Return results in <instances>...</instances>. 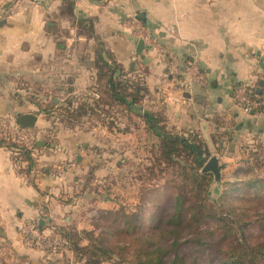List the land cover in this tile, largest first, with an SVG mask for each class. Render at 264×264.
<instances>
[{
  "label": "crops",
  "instance_id": "crops-1",
  "mask_svg": "<svg viewBox=\"0 0 264 264\" xmlns=\"http://www.w3.org/2000/svg\"><path fill=\"white\" fill-rule=\"evenodd\" d=\"M67 1L29 2L16 11L0 0V118L37 116L29 176L16 171L11 149L0 147V264H82L67 249L24 246L23 227L47 235L93 231L117 209L114 178L120 159L131 156L120 149L124 137L90 113L78 123L44 114L69 102L92 107L103 93L99 54L141 80L145 110L163 114L176 132L203 138L211 156L227 164L223 178L247 180L254 159L264 163V112L244 113L235 98L241 85L264 95V0H73V16ZM136 25L156 47H138ZM157 47L177 59L178 73L159 61Z\"/></svg>",
  "mask_w": 264,
  "mask_h": 264
},
{
  "label": "trees",
  "instance_id": "trees-1",
  "mask_svg": "<svg viewBox=\"0 0 264 264\" xmlns=\"http://www.w3.org/2000/svg\"><path fill=\"white\" fill-rule=\"evenodd\" d=\"M73 3V0L65 2L71 16ZM106 58L101 54L97 57L98 80L103 85V93L92 107L88 109L86 103H81L72 108L69 102L55 111L47 108L44 114L54 121L78 123L90 113L112 133L122 135L124 138L119 144L122 153L142 156L139 158L141 169L134 176V181L143 185L142 205L132 212H126L122 205L109 210L101 218L102 223H95L93 231L78 232L72 227L55 230L51 236L62 239L60 251H71L82 264H264V240L246 234L252 221L264 234V210L256 209L259 219L245 221L244 215L249 214L244 211L247 205L235 204L229 209L224 206L225 197L229 196L252 202L261 197L264 188L258 189L264 185V180L254 175L264 165L263 161L254 159L255 168L248 174L250 179L230 181L221 199L212 202L209 190L213 176L201 173L211 156L203 138L176 132L167 126L163 114L145 110L146 90L141 80L129 76V71L110 54ZM247 93L252 99L264 100V95L257 94L253 88H248ZM252 112H264V107ZM0 147L10 148L14 162L23 165L22 172L30 175L35 166L36 144L28 148L0 137ZM132 163L130 158L122 157L119 167L123 171ZM164 175H171L173 179L166 180L171 188L165 195L167 199L161 202L160 188H148L147 182ZM238 189H251L250 194L254 196H231L230 192ZM148 192L156 196L150 206L146 204ZM149 209L152 210L145 217ZM145 221L151 223L149 231L140 228ZM100 227L105 228L98 231ZM83 241L87 244L83 245Z\"/></svg>",
  "mask_w": 264,
  "mask_h": 264
},
{
  "label": "rangeland",
  "instance_id": "rangeland-1",
  "mask_svg": "<svg viewBox=\"0 0 264 264\" xmlns=\"http://www.w3.org/2000/svg\"><path fill=\"white\" fill-rule=\"evenodd\" d=\"M140 153V152H139ZM131 159V161L133 162L131 165H126L121 171L120 176H117V187L114 189V195L116 196V202L115 204L118 205L116 208L118 209V207L120 205L125 207L126 212H132L133 210H137L138 207L140 205H142L141 203V199H140V195H141V190H142V186L140 183L134 181V176H136V174H138V171H140V162L141 160L139 158H142V156L140 154H137V157L135 156H130L129 157ZM264 171V170H263ZM256 178L260 179V180H264V172H257L254 175ZM251 176L248 177L247 180L250 179ZM172 176L171 175H164L161 176L160 178L156 179V180H152L150 182H147L148 188H160L161 191V195L158 196V198H161V202H163L165 199V195L170 191L169 189L171 188L170 184L166 182V180L171 179ZM173 179V178H172ZM236 180L234 176L232 175H225L224 178H222V184L221 186H215L213 188V191L215 192L212 197H211V201H219L221 199V197L223 196L224 190L227 189V183H229L230 181ZM238 182V181H235ZM167 184V187L164 185ZM248 188V187H246ZM245 188V189H246ZM262 188H264V185L259 187L258 190H261ZM252 189V188H251ZM251 189H248L247 191H244V189H238V190H234L231 193L232 195H239L241 197L245 196V195H249L250 193H253ZM249 192V193H247ZM262 195L259 199L254 200V202H252L251 200H240L238 197L237 198H230L229 197H225V202L226 204L224 205L226 209H229L231 206L233 205H241V204H245L247 205V207H244V211L248 212L249 214L244 215V220L245 221H250V220H256L259 219L258 215H256V209H258V212H262L264 210V190H262ZM251 196H254L253 194H250ZM147 197H149V199H146V204L148 206H150V204L152 205V201H155V195L153 194H149V192L146 195ZM253 198V197H252ZM152 209H149L146 213H145V217L149 216V212ZM264 221V220H263ZM98 222L102 223V219H99ZM95 224V223H94ZM252 221L250 222V224L248 225V228H246V234L248 236H252L254 238H257L259 240H264V234L262 233V231L259 228V225L255 224ZM85 227V226H84ZM151 227V223H148L147 221H145V225L140 227L143 231H149ZM105 227H100L98 228V231L104 229ZM111 242H114V239H110ZM110 242V243H111ZM113 244V243H112ZM187 246H185L183 249L185 250Z\"/></svg>",
  "mask_w": 264,
  "mask_h": 264
},
{
  "label": "built area",
  "instance_id": "built-area-1",
  "mask_svg": "<svg viewBox=\"0 0 264 264\" xmlns=\"http://www.w3.org/2000/svg\"><path fill=\"white\" fill-rule=\"evenodd\" d=\"M29 2L33 5H38L41 2V0H10V3L13 6V10L16 9V11H19L24 6L25 3H29ZM134 30L140 42L150 47H156V40L152 37V35L147 33L141 26L136 25L134 27ZM157 54L159 61L166 64L171 73L179 72L177 59L174 58L169 59L167 52L162 48L158 49ZM186 70L188 71L191 77L203 83L204 77L202 74L199 73L197 67H195L192 64H189L186 67ZM247 89H248L247 85H241L236 90L235 98L241 110L244 113H250L253 111V109L264 107V100L252 99L248 95ZM0 137L10 138L14 141H17L18 143H21L22 145L28 148H31L33 144H35L36 142V134L31 129L29 130L22 129L18 124H16V122L2 118H0ZM15 168L20 175L26 177V174L22 172L23 165L15 163ZM22 242L24 246L29 248H42L56 253L60 251L63 241L59 237L53 238L51 235H47L41 232L37 226L30 224L23 227Z\"/></svg>",
  "mask_w": 264,
  "mask_h": 264
},
{
  "label": "water",
  "instance_id": "water-1",
  "mask_svg": "<svg viewBox=\"0 0 264 264\" xmlns=\"http://www.w3.org/2000/svg\"><path fill=\"white\" fill-rule=\"evenodd\" d=\"M140 18V17H139ZM3 24V22H0V25ZM139 48L143 47V43L140 42L138 45ZM16 124H18L22 129H34L37 121V116L32 113H26L19 115L16 119ZM41 144V143H40ZM39 143L37 145H40ZM227 168L226 163H221L220 159L217 156H211L207 162L202 167L201 173L203 174H212L213 176V182L211 184L210 190H209V196L210 198L215 193L213 191V188L215 186H221L222 184V171Z\"/></svg>",
  "mask_w": 264,
  "mask_h": 264
}]
</instances>
